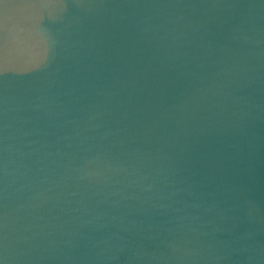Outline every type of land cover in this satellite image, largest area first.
<instances>
[{
  "label": "clouds",
  "instance_id": "clouds-1",
  "mask_svg": "<svg viewBox=\"0 0 264 264\" xmlns=\"http://www.w3.org/2000/svg\"><path fill=\"white\" fill-rule=\"evenodd\" d=\"M149 7L156 11L145 13L138 26L153 16L160 18V23L143 31L151 30L154 36L163 33L158 37L164 49L161 62L187 56L181 49L191 42L189 30L194 35L200 25L177 5ZM230 7L214 2L200 15L215 16ZM109 14L104 0H0V73L47 68L80 55L90 25ZM235 33L234 39L245 43L264 42L256 39V33L245 34L242 26ZM259 35L264 38V31ZM247 56L248 60L235 56L211 76L196 74V80L189 81L191 91L179 103L155 113L146 108L151 120L138 128L134 125L140 122L132 121L100 136L87 135L103 127L92 121L114 114L109 106H98L101 110L76 133L74 150L57 153L62 159L49 166L34 167L40 160L26 163L30 154L19 144L18 130L11 123L0 125V264H36L61 252L62 245L74 247L83 239V229H108L114 222L120 231L142 232L145 221H137V216L151 221L148 231L165 234L160 242L170 254L163 249L149 254L152 264H220L234 253H246V264L264 259V245L244 243V237L219 239L224 229L205 217L213 212L221 221L235 217H225L216 202L209 203L204 193L196 194L194 185L179 187L189 179L183 176L184 146L203 132L201 121L215 122L219 109L227 113L221 118L227 128L245 129L251 108L236 107L242 97H235L233 90L255 79L249 67L254 54L249 50ZM255 56L264 57V52ZM14 111L7 106L0 110L5 119ZM129 115L124 112L117 123ZM42 172L47 175L41 177ZM257 214L249 204L247 216ZM122 241L111 232L90 243L93 249L103 245L95 258L108 264L124 249Z\"/></svg>",
  "mask_w": 264,
  "mask_h": 264
},
{
  "label": "water",
  "instance_id": "water-1",
  "mask_svg": "<svg viewBox=\"0 0 264 264\" xmlns=\"http://www.w3.org/2000/svg\"><path fill=\"white\" fill-rule=\"evenodd\" d=\"M104 2L110 6L111 14L90 25L82 37L85 46L80 55L60 60L47 68L0 73V110L5 106L15 108L7 119L0 112V125L11 123L18 130L19 144L30 154L26 163L40 160L34 167L49 166L51 161L62 159L57 153L74 150L76 133L84 129L90 116L101 110L98 106L107 105L114 114L92 121L103 127L92 129L87 135L100 136L132 121L140 122L134 125L138 128L151 120L146 108L151 113L170 109L191 91L189 81H195L196 74L211 76L237 55H244L248 60L250 50L254 58L249 67L255 79L243 88L233 90L235 97H242L235 106L246 104L251 108L245 129L238 132L227 128L221 122L227 113H220L219 109H215L219 114L215 122L201 121L203 132L190 137L184 146L187 163L183 176L189 179L179 187L194 185L196 194L204 193L209 203L216 202L225 217H235L221 221L215 212L205 217L216 220L224 229L219 239L231 241L235 237H244V243L264 245V57L255 56L264 52V42L249 44L234 39L238 26L244 28L245 34L256 33L257 40L264 39L259 35L264 31L261 0ZM214 2L231 7L215 16H201L200 13ZM153 4L177 5L179 11L191 14L188 18L200 25L194 35L189 30L191 42L181 49L188 53L187 56L161 62L164 49L158 37L163 33L154 36L151 30L143 31L145 27L160 23V18L153 16L138 26L145 13L156 11L149 7ZM249 12L252 15L249 16ZM228 107H233L231 102ZM124 112L130 115L118 124L117 120ZM40 175L43 177L47 173ZM249 204L258 210L251 218L247 216ZM134 218L145 221L140 225L144 231H120L115 222L108 229L99 231L83 229V239L74 247L62 245L61 252L52 258L38 260L36 264H105L102 259L95 258L103 245L93 249L90 240H98L111 232L123 238L125 247L108 264H152L149 254L161 249L169 252L160 242L165 234L161 232L157 236L148 231L147 225L151 221L146 218ZM149 236L153 238L148 239ZM141 252L143 255L138 258ZM245 256L246 253H234L230 260L220 264H246ZM258 264H264V259H259Z\"/></svg>",
  "mask_w": 264,
  "mask_h": 264
}]
</instances>
